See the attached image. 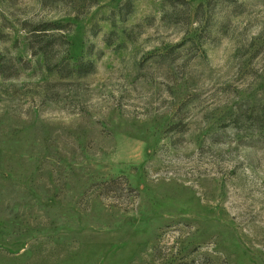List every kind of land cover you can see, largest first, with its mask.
<instances>
[{
  "label": "rangeland",
  "instance_id": "1",
  "mask_svg": "<svg viewBox=\"0 0 264 264\" xmlns=\"http://www.w3.org/2000/svg\"><path fill=\"white\" fill-rule=\"evenodd\" d=\"M0 264H264V0H0Z\"/></svg>",
  "mask_w": 264,
  "mask_h": 264
},
{
  "label": "trees",
  "instance_id": "2",
  "mask_svg": "<svg viewBox=\"0 0 264 264\" xmlns=\"http://www.w3.org/2000/svg\"><path fill=\"white\" fill-rule=\"evenodd\" d=\"M60 27L56 24H51V23H43L38 25L37 27V32L35 33V36L43 34L44 36H47L50 30L52 29H59ZM48 45V44H47ZM40 51L44 54L47 53L46 47L45 46H40ZM62 65L59 61L54 64V67L59 68Z\"/></svg>",
  "mask_w": 264,
  "mask_h": 264
}]
</instances>
